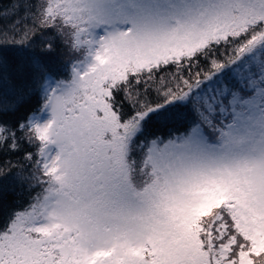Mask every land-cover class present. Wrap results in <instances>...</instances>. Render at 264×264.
<instances>
[{
    "label": "snow or ice",
    "instance_id": "1",
    "mask_svg": "<svg viewBox=\"0 0 264 264\" xmlns=\"http://www.w3.org/2000/svg\"><path fill=\"white\" fill-rule=\"evenodd\" d=\"M34 16H0L23 34L0 44L21 46L0 52V179L22 153L16 178L40 188L0 215V264H264V0H43Z\"/></svg>",
    "mask_w": 264,
    "mask_h": 264
},
{
    "label": "trees",
    "instance_id": "2",
    "mask_svg": "<svg viewBox=\"0 0 264 264\" xmlns=\"http://www.w3.org/2000/svg\"><path fill=\"white\" fill-rule=\"evenodd\" d=\"M28 3L32 5V9L28 10L25 8V0H0V16L7 15V19L4 23H7L9 20H19L20 24L16 28V31H20V29L25 26L31 27L33 21L35 19L34 12L38 11V5L43 3V0H27ZM23 36L22 32L19 36H13L11 32L0 35V44H4L5 41H11L12 39H21ZM21 46L15 44H7L3 49H0V52H6L10 56H17L20 54ZM61 60H71L73 57L69 56L68 53L61 46ZM171 69H166V71H170ZM67 73V69H63L61 71V75L59 78H64ZM2 94V93H0ZM7 98L11 99V94H7ZM122 99V94L121 97ZM38 107V101L35 97L31 100L30 103L22 106L15 115L9 112V114L4 117L8 120H15L18 116H26L34 108ZM184 121L181 119L170 120L164 123L153 120L151 121L145 130L144 138L147 140H151L153 138H160L165 140L169 138V133L175 134L176 130L183 131ZM27 135V133H24ZM25 150L35 151L34 148H31L26 142L23 145ZM22 153H16L11 156H4L3 160L8 162L10 161L12 164V168L10 169L9 175L3 179H0V215H6L8 211H21L29 203H31V198L36 195L37 192L40 191L38 187H29L31 181L25 179L23 181L17 179V173L20 172V167L22 166V162L18 164L20 161ZM32 171L31 165H28L23 175L27 177Z\"/></svg>",
    "mask_w": 264,
    "mask_h": 264
},
{
    "label": "rangeland",
    "instance_id": "3",
    "mask_svg": "<svg viewBox=\"0 0 264 264\" xmlns=\"http://www.w3.org/2000/svg\"><path fill=\"white\" fill-rule=\"evenodd\" d=\"M44 114H41V116H43ZM168 139V138H167ZM167 139H165V140H167ZM24 210V209H23ZM22 211V210H21Z\"/></svg>",
    "mask_w": 264,
    "mask_h": 264
}]
</instances>
